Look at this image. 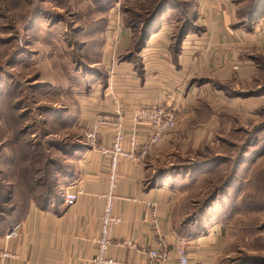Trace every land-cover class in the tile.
Here are the masks:
<instances>
[{
  "label": "rangeland",
  "instance_id": "374dc122",
  "mask_svg": "<svg viewBox=\"0 0 264 264\" xmlns=\"http://www.w3.org/2000/svg\"><path fill=\"white\" fill-rule=\"evenodd\" d=\"M209 3L0 0V182L16 187L17 216L28 207L33 169L38 195L64 192L80 173L89 109L104 112L96 110L104 92L127 79L118 66L141 68L139 57H124L134 38L143 33L144 46L167 45L176 59L186 37L210 30ZM221 4L219 19L242 40L211 51L220 50V67L231 62L229 69L186 81L203 89L186 104L189 114L177 116L170 153L154 174L174 188L176 228L206 236L207 247L193 249L209 252L210 264H264V7L258 14L256 0ZM117 24L131 38L109 58Z\"/></svg>",
  "mask_w": 264,
  "mask_h": 264
},
{
  "label": "crops",
  "instance_id": "0c3cea01",
  "mask_svg": "<svg viewBox=\"0 0 264 264\" xmlns=\"http://www.w3.org/2000/svg\"><path fill=\"white\" fill-rule=\"evenodd\" d=\"M204 1L210 2L204 9H214L215 13L209 22L210 30L206 35L186 37L178 58L173 59L167 45L152 44L154 42L151 40L140 53L141 68L127 64L114 70L127 79L124 83L111 84L96 110L113 113L117 106L124 107L127 114L126 147L129 145L132 130L130 115L134 108L162 104L174 109L177 116L187 115L190 109L186 108V104L194 94H200L203 87L195 88L186 81L194 75L204 76L211 71L220 73L231 67V62H226V67H220L223 64L221 56H218L221 51H211L218 45L238 46L242 40L241 33L227 31L226 23L219 19L224 13L221 1L225 0ZM117 26L111 27L115 29L114 36L108 38L105 49L109 58L123 50L131 38L127 26ZM95 105L86 116L89 123L94 118ZM150 133L149 126H140L138 155ZM112 137V127L104 126L99 142L110 145ZM173 139L171 133L166 135L148 151L144 159L121 160L116 189L118 197L114 202V211L120 216L121 222L113 230V243L108 251L110 256L130 264L144 263L149 258L147 251L159 246V242H164L169 256L173 258L168 264H175L176 245L186 240V248L195 264L211 263L209 252L193 249L194 246L207 247L204 245L206 236H185L176 228L178 214L174 188L165 178L154 174L162 159L170 153L164 148L173 143ZM109 161L108 154L87 148L80 159V173L66 187L59 201L47 207L31 202L26 214L16 225L18 236L7 239L4 237L7 233L0 234V248L6 247L18 254V258H9L6 263L93 264L92 258L97 252L95 239L100 233L104 193L108 187ZM153 179L155 184L151 183ZM71 190L81 192L76 202L68 205L65 197ZM147 201L155 202L156 206L148 208ZM129 240L136 247L125 244Z\"/></svg>",
  "mask_w": 264,
  "mask_h": 264
},
{
  "label": "built area",
  "instance_id": "2783aa9c",
  "mask_svg": "<svg viewBox=\"0 0 264 264\" xmlns=\"http://www.w3.org/2000/svg\"><path fill=\"white\" fill-rule=\"evenodd\" d=\"M130 119L132 130L129 134L128 147L125 146L127 114L124 107L117 106L113 113H97L92 123H90L91 126L87 132V145L110 156L108 187L104 193L105 206L101 215L100 233L95 239L97 252L92 258L93 264H130L110 256L108 253L113 243V230L121 222L120 216L114 211V202L118 197L116 189L120 162L122 159H144L148 151L159 144L177 125V115L174 109L161 104L138 106L131 112ZM141 125L149 126L151 133L138 155L139 130ZM104 126H111L113 130V141L110 145H103L99 142L101 130ZM80 192V190L68 191L65 197L66 203L68 205L74 204ZM146 205L148 208H152L156 206V203L147 201ZM18 234V226H15L4 237L10 239L17 237ZM125 244L130 247H136V244L132 240L126 241ZM147 255L149 258L146 262L135 264H168L173 259L169 256L164 242H159V246L148 250ZM9 258H18V254L6 247L4 249L0 248V264H7L6 261ZM175 258V261L173 260L175 264H195L186 248V240H182L176 245Z\"/></svg>",
  "mask_w": 264,
  "mask_h": 264
},
{
  "label": "trees",
  "instance_id": "16d2710c",
  "mask_svg": "<svg viewBox=\"0 0 264 264\" xmlns=\"http://www.w3.org/2000/svg\"><path fill=\"white\" fill-rule=\"evenodd\" d=\"M261 4H263V7H264V0H256V4H255L254 8L251 10V12L255 13V11H256L258 14L261 13L262 10L259 9V6ZM128 9L129 8L125 9V11L126 12L130 11ZM159 10H161V9L154 11L148 20L152 21L155 18V16L157 15V13L159 12ZM134 39H135L134 43L131 44V46L132 45L133 46L129 48V50L126 52V54H124L125 55L124 57L126 60L132 59L131 58L132 56H136V57H139V59H141L139 53H140L141 49L144 47V41L146 40L145 34L141 33L138 37L136 36ZM129 53H131V54H129ZM36 177H37V172H36V170L33 169L32 173L31 174L29 173V177H28V180L30 181L29 182L30 188H29V193H28L29 194V197H28L29 202L27 204L28 207L24 213L20 214V216L16 215V212L18 210V208H17L18 206H14L13 203H11L14 196H15L16 187H13L12 182H9V183H3V181L0 182V234H6V233L10 232L17 225V223H19V221L26 214V212L29 208V205H30L29 203L31 201L36 202L41 207H47V206L51 205L52 203L59 201L62 198L64 192L58 191V190L56 191L57 193L47 190V192H48L47 194H45V193H41L42 195L35 194L37 189L39 188L35 182ZM151 183L155 184L154 179L152 180ZM23 194H25V193H23ZM39 196H41L43 198H41L42 199L41 202L38 203ZM9 203H11V206H8ZM179 231L182 232L180 229H179ZM187 234L190 237L193 236L191 234V232H188Z\"/></svg>",
  "mask_w": 264,
  "mask_h": 264
}]
</instances>
